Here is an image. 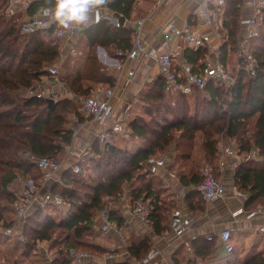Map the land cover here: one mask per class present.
I'll list each match as a JSON object with an SVG mask.
<instances>
[{"label":"trees","instance_id":"16d2710c","mask_svg":"<svg viewBox=\"0 0 264 264\" xmlns=\"http://www.w3.org/2000/svg\"><path fill=\"white\" fill-rule=\"evenodd\" d=\"M136 0H111L106 8L125 20ZM9 0H0V217L3 209L12 204L17 195L10 190L13 179L19 174L30 176L35 183L42 179V172L34 161L26 157L51 156L60 159L64 145L71 142L73 130L65 126L67 116H82L78 107L69 98L54 100L48 106L45 98L24 95L37 81L47 76V67L58 62L59 45L52 37V28L38 29L29 33L21 31L25 15H32L37 7H49L46 0H35L23 12L9 13ZM240 1L225 0L219 47V62L228 70L236 60L243 65L238 53ZM88 51L81 68L59 63L65 71L59 78L69 90L77 95L87 96L100 83L113 85V78L97 60L95 46H102L111 53L126 51L131 46V31L122 25L112 26L105 19L84 28ZM249 51L257 60L256 72L250 75L237 69L234 82L225 84L210 79L201 89L193 86L187 93L179 89L168 90L162 74L146 82L139 94L143 113L133 115L128 123L127 142L115 144L112 140L101 144L94 140L92 155L84 171L93 175L77 177L69 169L62 172L60 181L50 191L62 196L67 207L63 213L59 206L47 205L36 208L28 215L21 229L28 253L39 240H52L57 247L51 264L76 263L68 254L70 247L76 250H96L91 243L92 225L97 212L125 194L133 204L141 200L147 207L146 220L156 233L167 228V206L162 198L164 188L161 179L146 170L143 163L158 154L175 151L171 166L179 169L190 160L196 132L201 131L203 160L215 166L220 147L233 141L238 152L248 154L256 149L261 160L246 159L238 163L235 185L249 192L247 203L264 202V8L259 13L257 34L250 39ZM183 57L188 63L203 70L207 47L195 50L185 47ZM193 68V67H192ZM175 93V94H173ZM174 98V99H173ZM173 100V106L170 102ZM153 109L159 115L153 116ZM161 117V119H159ZM114 138V137H113ZM180 182L189 186L201 180V174L191 169L179 172ZM199 198L195 203L202 209V198L196 190L190 189L187 198ZM201 198V199H200ZM46 209V210H45ZM51 212L55 217L51 215ZM109 219L121 225L123 218L109 212ZM217 241L196 237L191 241L194 257L183 261L173 259L174 264H197L214 256ZM149 249L146 239L131 243L129 250L137 258L144 257ZM238 264H264V250Z\"/></svg>","mask_w":264,"mask_h":264},{"label":"crops","instance_id":"0c3cea01","mask_svg":"<svg viewBox=\"0 0 264 264\" xmlns=\"http://www.w3.org/2000/svg\"><path fill=\"white\" fill-rule=\"evenodd\" d=\"M217 1H135L130 12V18L124 20L123 25L131 31V44L134 37L138 35L147 54H138L133 58L118 57L115 51L111 53L102 46H95L97 60L102 64L104 71L114 80L113 85L100 83V86L92 91L100 90L99 93L102 98H108L113 107L112 119L105 124L84 115L78 103L82 102L85 96L71 92L67 85L59 78L62 81V85L58 88L60 98L66 97L73 101L78 107L82 120H79L75 114L67 117L65 126L73 130L72 140L67 145L71 149H74L75 153L74 156L68 158L64 155V149L62 158L60 157V159H63L61 167L43 185L44 189H50L54 183L60 181L62 172L69 169V162L71 163L76 160L78 164H82V162L86 161L87 159L77 160L79 148L83 147L87 142H91L92 144L94 140H97V134L106 126L110 128L113 120L121 119L128 126L131 119L130 114H135L136 110L141 108L138 100L144 84L161 74L155 58L163 52L164 27L168 22L172 21L178 28L185 23L196 27L197 31L205 36L206 45L203 47L208 48V54L202 62L203 68L214 62L215 53L216 51L219 52V47L223 40L220 33L222 28L218 27L214 29L208 26L205 20L208 10L215 13L216 17L223 15L225 0H223L224 4L221 6L218 5ZM239 1L241 13L237 33L238 40L244 34L243 27L252 13V7L256 3V0ZM19 11L24 12L25 10L20 8ZM107 12H110L107 8L101 10L99 19H102V15ZM26 17L28 15H25L24 19ZM99 19L93 17L88 26ZM84 28L86 27L81 26L77 29L69 30L70 33L67 37L58 41L61 59L59 63L68 60L66 64L68 68H81L84 64V57L88 51L87 41L82 33ZM182 51L180 52L179 60L181 62L183 60L186 61L190 71L198 70L199 67L197 65L199 63H196V65L188 63L183 57ZM176 67L180 73L183 74L185 72V69L181 65H176ZM130 70L133 71L132 74L129 73ZM64 71L65 69L61 66L59 75ZM167 89L169 90V88ZM132 111L135 113H132ZM128 133L129 131L127 133L113 131L111 140H114L115 144L127 142L128 138H123V136L128 137ZM203 141L204 136L198 131L195 134L190 160L187 163H191L192 161L197 164L202 163L203 150L201 144ZM228 146L234 148L233 154L223 153V149ZM257 152L256 149H253L248 154L240 153L233 141L220 147L214 168L216 175L224 185L225 195L223 198L213 200L202 198V209L198 208L195 203L199 199L198 197L192 200L187 198L190 189L195 190V184L185 186L180 182L177 175L178 171L184 173L189 172L191 169L201 174L202 168L198 167L196 169V166L194 168L187 163L183 166L181 165L180 169L177 166H171L175 156L174 149L163 155V165L155 164V159L159 155L152 157L145 161L143 166L144 170L157 175L164 185V195L161 196L164 199V204L167 206V228L161 233H156L146 219L133 217L131 215L132 203L130 197L128 194H125L119 200L111 202L106 206L109 212L113 211L115 215L123 218L122 224L118 226L115 220L109 219L111 226L107 232H103L99 227L97 218L99 210L92 225L93 234L91 237V243L96 244L98 248L96 250L78 249L77 251L87 253V256L81 260L74 259L68 249L69 256L74 262L85 264H142L145 257L152 252L156 254L154 259L158 260L160 264H168L169 262H173L174 257L183 261L193 258L194 253L190 246L191 241L196 237H206L208 239L207 236L210 235L211 239L214 238L217 241L214 256L205 260L197 259V264H238L243 262L258 251L264 250V237L256 232V226L264 220V202L257 201L248 204L249 192L243 191L235 185L234 173L238 163L241 161L248 158L261 160ZM24 182L25 185H21L22 188L20 187L19 194L10 185V190L17 194V197L25 186L41 184V180L35 183L31 178H26ZM59 207H64V205ZM66 209V206L62 208V212L64 213ZM252 210H257V212L255 215L248 217L247 214ZM51 215L55 217L52 212ZM26 217L21 218L16 215L13 203L3 209L2 216L0 217V264H51L57 250V247L51 245V239L38 240L35 246L26 253L24 241L19 237ZM175 219L188 223V229L184 233L177 234L170 229V224ZM9 227L12 228L11 233L5 231ZM225 228L230 230V242L233 245V251L229 253L218 239V233ZM141 239L147 240L149 249L144 257L137 258L130 253L129 247L131 243Z\"/></svg>","mask_w":264,"mask_h":264},{"label":"built area","instance_id":"2783aa9c","mask_svg":"<svg viewBox=\"0 0 264 264\" xmlns=\"http://www.w3.org/2000/svg\"><path fill=\"white\" fill-rule=\"evenodd\" d=\"M35 0H9L7 11L14 13L16 10H26L30 3ZM218 5L224 4L223 0L217 1ZM42 7L39 6L35 12L26 17L24 23L21 25V31L29 33L38 29L52 28V37L61 41L70 33L69 30L62 29L57 24H49L48 18L40 14ZM264 8V0H256L255 5L252 7V13L248 17L246 24L244 25V34L238 40V53L243 59L244 64L238 65L236 69H243L250 75L256 72L257 60L255 56L249 51L250 39L257 34L259 13ZM102 18L108 21L112 26H119V16L113 12H107L102 15ZM205 23L214 29L222 26V16L216 17L215 13L208 10ZM165 38L163 40V52L159 54L155 60L159 66L160 73L163 75L166 81L167 88L179 89L184 93L191 90L193 86L203 88L210 79H218L223 81L227 85H231L234 82V76L230 70L226 69L218 60L219 52L215 53V60L213 63L208 64L202 71L193 72L190 71L186 61H180V52L185 48H191L193 50L206 45L205 36L197 31L196 27L185 23L180 28L176 27L172 21L168 22L164 27ZM144 45L141 43L139 36L136 35L132 41L131 47L126 51L116 50L115 54L118 57L133 58L138 54H147ZM176 65H181L185 72L182 74L177 69ZM132 70L129 71L132 74ZM59 69L55 64H50L47 67V76L42 80L37 81L32 87L28 89L26 95H33L38 98H52L53 100L60 98V92L58 88L62 85V81L59 79ZM100 90L94 91L85 96L80 104L81 112L89 116L100 123H107L112 119L113 107L108 98L101 96ZM100 94V95H99ZM113 131L127 133L129 131L126 122L123 120H113V124L110 128L107 126L97 134V140L103 144L109 142L112 139ZM65 156L70 158L74 156V149H71L68 145H64ZM234 148L231 146L223 149L224 154H233ZM26 157L36 164V166L42 172V179L40 185L25 186L22 189L21 194L13 202V207L18 217L24 218L28 216L32 211L38 207H45L47 205L63 206L64 200L61 195L52 193L50 189H44L43 185L49 181L54 174L60 169L63 159H56L51 156H39L36 157L31 153H26ZM91 142H87L83 147L79 148V156L77 160H85L90 158ZM62 158V157H61ZM164 157L155 159L156 165H163ZM69 170L75 174H82V169L76 160L69 162ZM195 190L199 193L201 198L205 200H213L223 198L225 195V188L221 179L216 175L215 168L211 164H205L201 170V180L194 186ZM183 193V192H182ZM257 210L250 211L247 216L251 217L255 215ZM148 213V207L141 201H135L131 206V215L140 219H146ZM99 227L103 232L111 226L109 220V210L107 207L100 209L98 215ZM170 229L177 234L184 233L188 229V223L181 220H173L170 224ZM7 233L12 232V228L9 227L5 230ZM256 232L264 237V220L256 226ZM22 237V234L19 235ZM211 239V236H207ZM218 239L224 245L226 251L232 252L233 245L230 242V230L225 228L218 233ZM69 253L76 260H81L87 256V253L77 251L74 248H69ZM155 253H149L143 260L142 264H160L158 260L154 259ZM168 264H174L169 262Z\"/></svg>","mask_w":264,"mask_h":264},{"label":"clouds","instance_id":"9594fccd","mask_svg":"<svg viewBox=\"0 0 264 264\" xmlns=\"http://www.w3.org/2000/svg\"><path fill=\"white\" fill-rule=\"evenodd\" d=\"M51 4L42 7L40 14L48 18L49 24H57L62 29L73 30L81 26L87 27L95 17L99 19L101 10L111 0H46Z\"/></svg>","mask_w":264,"mask_h":264},{"label":"rangeland","instance_id":"374dc122","mask_svg":"<svg viewBox=\"0 0 264 264\" xmlns=\"http://www.w3.org/2000/svg\"><path fill=\"white\" fill-rule=\"evenodd\" d=\"M53 40L55 41V39L53 38ZM57 43H58V41H56ZM108 52H109V50H107ZM60 56H59V58H58V62L57 63H55V65L58 67V69L59 70H61V67H60V64H59V62H60ZM238 63H237V61L236 60H233V62H232V64H231V66L229 67L230 69H231V67H232V74H236V67H238ZM100 86V84H98L96 87H99ZM169 90H172V89H170L169 88ZM172 91H174V90H172ZM173 94H175V93H173ZM24 95H26V93H24ZM174 99V98H173ZM139 101V100H138ZM173 100H172V102H170V105L171 106H173ZM80 104H81V102L80 103H78V105L80 106ZM153 111V113L154 114H152L153 116H156V115H159V113L160 112H158V109H153L152 110ZM132 113H135L134 111H132ZM136 113H143V109L142 108H139V110H136ZM136 113L135 114H130V117H132L133 115H136ZM69 115H71V114H69ZM68 115V116H69ZM67 116V117H68ZM79 115H77V117H78ZM81 116V115H80ZM159 119H161V117H159ZM201 132V131H200ZM197 133V132H196ZM202 133V132H201ZM203 134V133H202ZM198 139V138H197ZM193 143H194V141H193ZM167 152H164V153H162V154H158L159 156H157V158H160V157H162L163 155H165ZM162 155V156H161ZM203 157V156H202ZM202 159V158H201ZM208 162H206V161H202V163L201 164H197V163H194L193 161L191 162V163H187V164H189V165H191V167H194L195 168V166H196V169H198V167H200V168H202L205 164H207ZM88 164H89V159H87L86 161H84V162H82V167H87L88 166ZM199 172H200V170H199ZM86 173V174H85ZM89 173H91L90 175H93V173L90 171V172H85L84 171V174L85 175H80V176H77V177H85L86 175H89ZM26 178H31L30 176H22V175H17L14 179L15 180H13L12 182H11V186L13 187V188H15V191L19 194L20 193V190H21V188H22V186L21 185H25V182H24V180L26 179ZM32 179V178H31ZM16 185V186H15ZM19 185V186H18ZM21 187V188H20ZM17 195V194H16ZM162 195H164V188L162 189ZM62 208H65V205H64V207H60V208H58L61 212H62Z\"/></svg>","mask_w":264,"mask_h":264},{"label":"water","instance_id":"95a60500","mask_svg":"<svg viewBox=\"0 0 264 264\" xmlns=\"http://www.w3.org/2000/svg\"><path fill=\"white\" fill-rule=\"evenodd\" d=\"M124 17L123 16H119V23L120 25H122L124 23ZM47 103H48V106H52L53 103H54V100L52 98H48L46 99Z\"/></svg>","mask_w":264,"mask_h":264}]
</instances>
